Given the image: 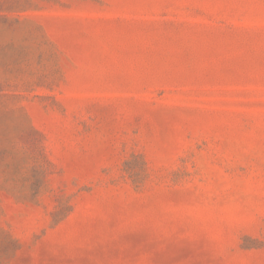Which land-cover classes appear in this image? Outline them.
Here are the masks:
<instances>
[{"label": "rangeland", "instance_id": "rangeland-1", "mask_svg": "<svg viewBox=\"0 0 264 264\" xmlns=\"http://www.w3.org/2000/svg\"><path fill=\"white\" fill-rule=\"evenodd\" d=\"M0 264H264V0H0Z\"/></svg>", "mask_w": 264, "mask_h": 264}]
</instances>
